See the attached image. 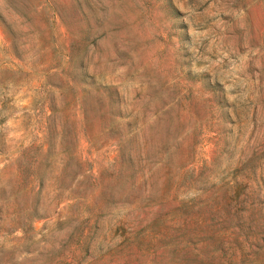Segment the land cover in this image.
Segmentation results:
<instances>
[{
	"label": "rangeland",
	"instance_id": "rangeland-1",
	"mask_svg": "<svg viewBox=\"0 0 264 264\" xmlns=\"http://www.w3.org/2000/svg\"><path fill=\"white\" fill-rule=\"evenodd\" d=\"M0 264H264V0H0Z\"/></svg>",
	"mask_w": 264,
	"mask_h": 264
}]
</instances>
